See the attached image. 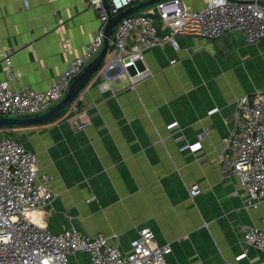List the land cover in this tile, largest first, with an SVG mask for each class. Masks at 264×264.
<instances>
[{"label": "crops", "instance_id": "crops-1", "mask_svg": "<svg viewBox=\"0 0 264 264\" xmlns=\"http://www.w3.org/2000/svg\"><path fill=\"white\" fill-rule=\"evenodd\" d=\"M98 25L84 0H0V80L8 53L17 89L47 88L84 52ZM175 40L177 48L144 51L152 74L133 86L118 80L101 92L92 78L81 91L91 116L83 130L73 131L63 118L11 127L36 154L39 172L55 179L57 196L33 216L51 232L116 234L123 249L138 229L149 228L171 245L166 264H253L263 253L243 242L242 225H262L264 202L248 208L237 178L224 176L215 158L221 137L238 126L233 97L264 92V37L248 44L234 30ZM174 121L178 128L168 132ZM183 141H200L202 150L180 151ZM192 184L200 188L194 197Z\"/></svg>", "mask_w": 264, "mask_h": 264}, {"label": "built area", "instance_id": "built-area-1", "mask_svg": "<svg viewBox=\"0 0 264 264\" xmlns=\"http://www.w3.org/2000/svg\"><path fill=\"white\" fill-rule=\"evenodd\" d=\"M144 0H84L96 11L99 25L84 52L72 57L55 81L43 90L17 89L10 55L3 53L5 77L0 80V116L29 117L47 111L65 95L69 84L101 50L104 31L110 17ZM200 6L187 7L184 0H164L148 9L121 19L112 30L109 49L96 71L101 92L111 89L112 82L125 80L133 86L152 73L145 65L146 49L167 44L177 48V34L215 38L230 31H241L248 44L264 37V5L261 0H196ZM26 5V1H24ZM175 60H171L173 64ZM79 92L62 115L73 131L83 130L91 116ZM238 126L220 139L215 164L224 176L233 175L246 194V206L256 209L264 202V92L233 97ZM177 122L166 126L168 132ZM0 137V264H70L77 252L87 255V264H166L171 251L167 242H159L149 228H140L128 249L120 246L116 234L83 232L75 227L51 232L38 223L41 214L57 193L55 179L39 172L37 156L20 142L11 127H4ZM180 138H176L178 142ZM179 146L180 151L199 153L200 141ZM197 184L189 187L194 197ZM246 245L260 249L263 257L253 264H264V218L262 225H242ZM242 253L235 257L238 261ZM218 264H235L223 259Z\"/></svg>", "mask_w": 264, "mask_h": 264}, {"label": "water", "instance_id": "water-1", "mask_svg": "<svg viewBox=\"0 0 264 264\" xmlns=\"http://www.w3.org/2000/svg\"><path fill=\"white\" fill-rule=\"evenodd\" d=\"M161 1L164 0H144L142 2L129 6L119 11L116 15L110 17L105 27V37L101 50L89 63L85 65L83 70L73 78L62 99L51 106L47 111L38 115L29 117L0 116V129L4 127H23L38 125L58 120L66 112L67 108L73 102L78 93L81 92L89 83L92 77L96 74V71L98 70L100 65L103 63L109 49V38L115 25L121 19L136 12L142 11L148 7H152L156 3H159Z\"/></svg>", "mask_w": 264, "mask_h": 264}, {"label": "rangeland", "instance_id": "rangeland-1", "mask_svg": "<svg viewBox=\"0 0 264 264\" xmlns=\"http://www.w3.org/2000/svg\"><path fill=\"white\" fill-rule=\"evenodd\" d=\"M95 77H96V75H94L92 78H95ZM62 118H63V116H61L59 119H62ZM80 253L81 252H77L76 257H75L78 259V263H75L74 257L71 256L70 257V264H79V262H80V264H84L83 257H81Z\"/></svg>", "mask_w": 264, "mask_h": 264}, {"label": "trees", "instance_id": "trees-1", "mask_svg": "<svg viewBox=\"0 0 264 264\" xmlns=\"http://www.w3.org/2000/svg\"><path fill=\"white\" fill-rule=\"evenodd\" d=\"M148 8H150V7H148ZM148 8H146V9H148ZM146 9H144V10H146Z\"/></svg>", "mask_w": 264, "mask_h": 264}]
</instances>
